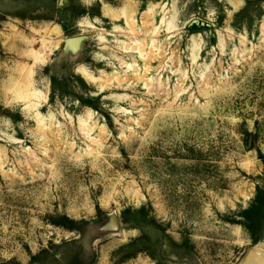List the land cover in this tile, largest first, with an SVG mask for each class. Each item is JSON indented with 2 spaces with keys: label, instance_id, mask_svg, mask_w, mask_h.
Instances as JSON below:
<instances>
[{
  "label": "rangeland",
  "instance_id": "rangeland-1",
  "mask_svg": "<svg viewBox=\"0 0 264 264\" xmlns=\"http://www.w3.org/2000/svg\"><path fill=\"white\" fill-rule=\"evenodd\" d=\"M254 246L264 0H0V264H264Z\"/></svg>",
  "mask_w": 264,
  "mask_h": 264
},
{
  "label": "water",
  "instance_id": "water-1",
  "mask_svg": "<svg viewBox=\"0 0 264 264\" xmlns=\"http://www.w3.org/2000/svg\"><path fill=\"white\" fill-rule=\"evenodd\" d=\"M80 39H82L81 37H77V38H68L66 40V46L69 45V44H75L76 42H79ZM249 252L253 255V256H257L260 258V260L262 262H264V249L263 248H260V247H251L249 249Z\"/></svg>",
  "mask_w": 264,
  "mask_h": 264
}]
</instances>
